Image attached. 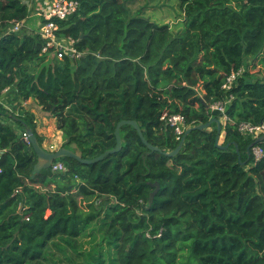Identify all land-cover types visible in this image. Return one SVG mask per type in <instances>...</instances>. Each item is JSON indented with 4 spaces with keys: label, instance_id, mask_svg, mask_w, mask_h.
Returning a JSON list of instances; mask_svg holds the SVG:
<instances>
[{
    "label": "trees",
    "instance_id": "1",
    "mask_svg": "<svg viewBox=\"0 0 264 264\" xmlns=\"http://www.w3.org/2000/svg\"><path fill=\"white\" fill-rule=\"evenodd\" d=\"M29 1L0 0V101H36L56 117L63 146L76 143L85 159L116 146L121 120H136L162 151L125 124L118 152L94 163L61 157L66 171L33 176L38 158L23 134L45 137L30 110L0 102V264H43L57 240L77 248L94 222L106 227L101 248L81 264H264V155L252 152L264 139L239 129L264 123V0H178L177 34L129 0H79L56 21L78 58L43 53L40 33L13 31ZM229 97L218 144L213 122L166 154L181 139L164 113L190 128L221 119L210 105Z\"/></svg>",
    "mask_w": 264,
    "mask_h": 264
},
{
    "label": "rangeland",
    "instance_id": "2",
    "mask_svg": "<svg viewBox=\"0 0 264 264\" xmlns=\"http://www.w3.org/2000/svg\"><path fill=\"white\" fill-rule=\"evenodd\" d=\"M128 5L132 12L141 11L143 14L160 24H168L170 31L174 34L181 32L183 29L181 24L182 10L179 7L178 0H129ZM32 18H34V20H29V23L36 29L38 24L35 20H37V17L32 16ZM25 27L23 30H25ZM102 36L109 37V34L106 33ZM262 75H264V69ZM200 89L201 92L204 91L203 87ZM4 95L5 93L3 96ZM0 102L4 104L5 101L1 99ZM20 105L19 101H16L12 107H7L4 104L6 108L12 111H18L20 107L30 110L35 115L36 123H39V120L42 119V124L41 122L39 124L42 135L45 137L44 144L56 143L61 145L64 143L65 139L63 131L58 128L56 117L52 116L50 112L45 111L42 106L37 104L34 100L29 99L22 101ZM221 121H224L223 118H221ZM105 228L106 227L104 225H100L99 223H92V226L86 231V233L78 238L76 243L77 248L70 247L69 245L64 244L61 240H57L59 243L57 242V244L53 245L50 249V251L53 252V255H51L47 260H44L43 264L88 263L87 253L95 252L101 248L100 236L104 232ZM98 244L99 247H97Z\"/></svg>",
    "mask_w": 264,
    "mask_h": 264
},
{
    "label": "built area",
    "instance_id": "3",
    "mask_svg": "<svg viewBox=\"0 0 264 264\" xmlns=\"http://www.w3.org/2000/svg\"><path fill=\"white\" fill-rule=\"evenodd\" d=\"M80 6L79 0H49L46 1L39 10L41 16L40 35L46 40V44L43 47V53L47 52L50 47H53L58 54L68 53L74 58H78L82 55L73 45H68L66 42L60 41L57 36L58 24L57 20L65 19L69 15L75 13ZM24 26L23 21H15L13 31H19ZM74 43V40L69 38L68 41ZM240 75V71L228 75L226 82L223 84L225 90L231 89L233 83H235ZM7 90V89H6ZM5 90V92H6ZM230 101V97L226 101H217L210 105L211 111H218L222 113L224 121L228 119L226 113V103ZM162 119L166 120L170 124L178 137L181 139L185 130L187 129L185 117L178 114L164 113ZM241 132L251 134L255 138L264 137V123L254 124L251 122H242L239 125ZM23 138L28 141V134L24 132ZM51 145V146H49ZM48 150L54 151L62 146L58 144H45ZM252 152L256 159H261L264 155V150L260 145H254ZM53 171H66L67 166L62 161H54L51 165Z\"/></svg>",
    "mask_w": 264,
    "mask_h": 264
},
{
    "label": "water",
    "instance_id": "4",
    "mask_svg": "<svg viewBox=\"0 0 264 264\" xmlns=\"http://www.w3.org/2000/svg\"><path fill=\"white\" fill-rule=\"evenodd\" d=\"M213 122L217 123V137H216V143L218 144L221 138V131H222V121L220 118L218 117H212L208 122L206 123H201L199 125L187 128L185 130L184 135L182 136L178 146L170 151L167 152L166 154L169 156H174L176 155L182 148L186 136L188 133H190L193 129H206L208 128ZM125 124H132L138 131L139 135L141 136L143 142L147 145V147L153 151H162L158 146L153 145L152 143L148 142V140L145 138L143 131L140 127V125L138 124V122L136 120H121L120 122H118L117 126H116V139H117V143L116 146L113 149H109L107 151H105L104 153L98 155L97 157L93 158V159H85L82 155L81 151L76 150L77 149V144L76 143H71L69 146H62L59 149H57L56 151H49L47 150L40 142L39 139L37 137V135L34 133V131L32 129H28L27 130V134H28V142L31 144V149L34 150L35 154L37 155V162L34 165L33 168V176H35L36 173H39L42 169H48L51 167L52 163L61 157H71L74 158L82 163H94L97 162L99 160L104 159L108 154L114 153V152H118L121 148H122V137H121V127ZM259 140L264 139V137H260L258 138ZM70 139L67 140V143L69 142ZM229 146V144L223 146L226 147ZM249 155H251V147L249 149ZM155 186V189L151 192L150 194V203H152L153 198L155 197L156 193L158 192L159 188H160V184L158 182L153 184Z\"/></svg>",
    "mask_w": 264,
    "mask_h": 264
},
{
    "label": "crops",
    "instance_id": "5",
    "mask_svg": "<svg viewBox=\"0 0 264 264\" xmlns=\"http://www.w3.org/2000/svg\"><path fill=\"white\" fill-rule=\"evenodd\" d=\"M46 1H49V0H31V1L28 2L30 14L27 17V19L25 21H23L24 26L21 29H24L25 23H26L25 30L27 32H31V31H35V32H38V33L40 32L41 16L39 15V10H40L41 6ZM31 13H33V14H31ZM32 16L37 17V20H35L37 22V24H38L36 29L33 28V26H31L30 23H29V20H34V18H32ZM30 18H32V19H30ZM8 90H9V88H7L6 92ZM16 101H19V105L22 103V100H18L17 98H15L14 95L10 99H5V102L6 103L8 102L6 104L7 107H12ZM40 122L42 124V119L39 120V123ZM39 123H37V129H38L39 133L42 134V131L40 129V124Z\"/></svg>",
    "mask_w": 264,
    "mask_h": 264
},
{
    "label": "clouds",
    "instance_id": "6",
    "mask_svg": "<svg viewBox=\"0 0 264 264\" xmlns=\"http://www.w3.org/2000/svg\"><path fill=\"white\" fill-rule=\"evenodd\" d=\"M26 132H27V131H26ZM28 141H29V140H28ZM45 144H46V143H45ZM45 144H44L43 146L46 148ZM62 146H63V144H62ZM62 146H61V147H62ZM59 148H60V147H59ZM59 148H58V149H59ZM46 149H47V148H46ZM47 150H48V149H47ZM49 151H50V150H49Z\"/></svg>",
    "mask_w": 264,
    "mask_h": 264
}]
</instances>
